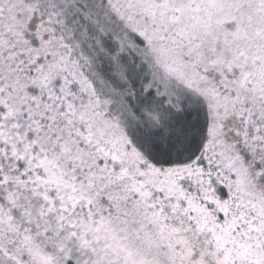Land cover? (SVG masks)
<instances>
[{
    "label": "rangeland",
    "instance_id": "rangeland-1",
    "mask_svg": "<svg viewBox=\"0 0 264 264\" xmlns=\"http://www.w3.org/2000/svg\"><path fill=\"white\" fill-rule=\"evenodd\" d=\"M80 1L37 0L29 21L33 35L54 20L63 39L72 44L70 50L85 64L76 73L86 77L95 65L85 58L80 45L86 33L68 16L76 11L73 4L79 6ZM125 5L123 9L137 6L138 11L135 15L125 14L123 9L121 14L117 12L124 24L137 30L146 44L153 41L151 52L139 53L144 59L147 56L157 84H184L207 99L212 131L204 155L207 166L222 159L228 169L217 176L215 171H206L214 174L212 179L206 178L207 191L202 187L203 171L193 165L146 170L131 154L136 150L123 145L117 128L96 117L93 124H99L103 133L97 137L91 134L90 144L76 143L70 125L65 123L54 129L61 137L60 145L48 146L50 153H63L66 161H74L71 166L83 170L81 180H76L72 169L61 167L58 157L47 158L33 150L29 140L38 130L36 126L24 134L5 115L0 116V154L6 156L4 162L10 170L22 164L32 171L27 182L8 183L5 175L2 178L0 246L5 253L0 262L264 264V144L259 145L264 143V0H130ZM97 11L102 22L110 19L108 9L100 7ZM7 12L1 5L0 17H7ZM57 40L61 52L62 41ZM7 53L18 60L23 74L32 75L16 93L23 97L26 88L36 89L39 79L35 72L40 74L41 68L35 67L34 59H29L24 50ZM61 53L60 65L64 63L61 66L67 73L73 63L68 54ZM107 55L111 67L121 69L116 77L124 79L127 73L137 80L144 73L134 74L133 67L142 69L128 52ZM2 63L8 67L6 61ZM67 80L70 84L68 76ZM86 87L94 91V85ZM242 106L254 110L248 109L247 116L252 119L246 128L239 122L245 112ZM45 109L42 107L43 113ZM49 119L55 121L52 115ZM104 133H111V142L101 140ZM97 153L121 158L124 163L118 169L106 166ZM6 164H0L2 172ZM221 184L227 189L225 198L209 192ZM198 190L203 192L198 197L202 201L196 200ZM168 210L172 216L177 214L175 210L180 213L177 219L167 217ZM186 215L190 216L189 224L180 219ZM6 243L12 248L5 249Z\"/></svg>",
    "mask_w": 264,
    "mask_h": 264
},
{
    "label": "trees",
    "instance_id": "trees-1",
    "mask_svg": "<svg viewBox=\"0 0 264 264\" xmlns=\"http://www.w3.org/2000/svg\"><path fill=\"white\" fill-rule=\"evenodd\" d=\"M36 1L0 0V7L1 5L2 8L5 7L8 10L7 15L11 17L9 19L6 14L4 15L7 17H0V116L5 115L9 122L24 134L30 133L28 130L34 126L38 128L29 140L34 151L41 152L47 158L58 157L61 167L65 166L63 169L69 167L72 169V177L81 180L83 170L79 171L77 166H71L74 161H66V157L63 158V153L58 152L57 155L50 153L51 150L48 149V146L55 145L57 147L56 145H60L61 137L54 129L61 128L65 123L70 125L76 143L90 144L91 134L93 137H97L101 132L99 124L94 125L93 122L97 120L96 117H102L104 122L117 128V136L122 137L123 145L127 147L129 144L134 151L136 150L137 155L130 152L139 158V164L146 170L193 165L194 168L203 171L201 180L205 191H207L205 189L206 178L212 179L214 174L217 176L227 171L228 168L225 167V161L222 159L218 160L221 163L209 167L204 156L207 153L206 150L209 149L208 143L212 134L211 112L207 99L194 89H188L184 84H157L153 79L152 71L146 61L147 56L144 59L139 53L142 51L144 54L145 52L148 54L150 48H154L153 41L150 42V45L146 44L141 34L130 25L124 24L119 16L121 14L119 11L127 7L125 4L130 0H108L110 2L107 0H82L78 2L79 6L73 4L77 7L76 11L70 12L68 16L86 33L85 42L82 41L80 45L85 51V58L89 59L92 66L96 65L93 66L94 69L90 74L86 73L87 79L76 73L79 66L83 65L81 67L83 69L85 64H81L78 61L80 56L70 50L72 44L68 42V39H63V33L54 20L51 25L40 26L37 30L38 34L32 35L29 19L36 11L34 9ZM112 1L116 2L113 4ZM100 7L110 11L111 15L108 21L100 20L101 16L97 11ZM87 8L94 9L95 14L86 12ZM36 9L40 11V9ZM123 10L125 14L130 12L135 15L138 8L136 6L133 9ZM41 12L44 13V17L47 15L44 9H41ZM125 14L122 16H126ZM48 16L52 18V13H49ZM7 25L10 26L8 29H6ZM76 32L79 34L78 31ZM56 39L62 41L60 43L61 52L65 56L68 54L69 62L73 63L72 68L66 66L67 73L61 66L64 63L60 65L59 54L61 52L59 49L57 50L56 42L59 43V41H55ZM19 50H24L26 55L29 53L28 58L34 59L35 67L41 68L40 74L35 72L39 79V84L35 85L36 89L26 88L23 97L16 93L22 89L21 84H28L32 75L29 72L27 75L23 74L18 60L15 61L12 54L7 53H15ZM126 52L142 69V71H136L133 67L134 74L138 75L144 72L140 76L138 75L137 80L128 77L127 73L124 79L114 76L121 74V69L112 68L108 62L107 53L123 55ZM72 55L76 57L72 58ZM2 61H6L8 67ZM57 65L59 68H56ZM67 76L70 84H67ZM86 85H94V91L92 89L88 91ZM247 102L251 101L247 100ZM42 107H46L44 113ZM240 108L245 112L239 122L242 121L243 127L246 128L248 127L247 123L252 119V116H247V113L250 115L248 109H253L247 106ZM260 114L262 115V113ZM51 115L55 117V121L49 119ZM57 116L59 118H56ZM113 138L111 133H104L101 140L106 139L107 142H111ZM98 139L100 138L98 137ZM263 144V141L259 143L260 146ZM0 147H2L1 144ZM111 149L114 150V147ZM242 150L241 147V152ZM95 155L101 162L105 161L106 166L118 169L124 163L121 158H113L110 154L107 158L103 154ZM211 155L216 158L215 154ZM4 161H6V156L0 154V164H6ZM8 167L6 164V171L2 172L3 169L0 166V186L4 181L2 180L4 175L8 183L27 182L32 175V171L25 170L22 164L17 170H10ZM206 171H215V173L211 174ZM207 180L209 181V179ZM210 190L213 195H218L221 198L226 197L227 189L223 184L215 185L209 189V192ZM202 196L203 192L198 190L196 200L202 201L203 199L198 198ZM175 212L177 214L172 216L168 210L167 217L171 216L177 219L176 217L180 213L176 210ZM183 217L180 219L184 220V224H189L190 216ZM3 247L5 249L12 248L7 243ZM4 253V249L0 246V257L4 256ZM0 264L2 263L0 262Z\"/></svg>",
    "mask_w": 264,
    "mask_h": 264
}]
</instances>
